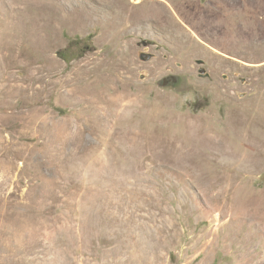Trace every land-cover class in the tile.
Instances as JSON below:
<instances>
[{"label": "rangeland", "instance_id": "rangeland-1", "mask_svg": "<svg viewBox=\"0 0 264 264\" xmlns=\"http://www.w3.org/2000/svg\"><path fill=\"white\" fill-rule=\"evenodd\" d=\"M0 264H264V0H0Z\"/></svg>", "mask_w": 264, "mask_h": 264}, {"label": "trees", "instance_id": "trees-1", "mask_svg": "<svg viewBox=\"0 0 264 264\" xmlns=\"http://www.w3.org/2000/svg\"><path fill=\"white\" fill-rule=\"evenodd\" d=\"M88 49V45L80 39L70 41L67 46L59 52V56L66 61L83 55Z\"/></svg>", "mask_w": 264, "mask_h": 264}, {"label": "water", "instance_id": "water-1", "mask_svg": "<svg viewBox=\"0 0 264 264\" xmlns=\"http://www.w3.org/2000/svg\"><path fill=\"white\" fill-rule=\"evenodd\" d=\"M150 57H151L150 54L141 53V58H142V59H147V58H150ZM196 63H197V64H201L202 61H196ZM201 70H203V69H199V70H198L199 76L202 77V78H204V76H206V75H204L203 73H201ZM240 80H241V82H244V79H243V78H240ZM181 82H182V79L180 78V76H178V75H171L170 77L166 76V77L160 79V80L158 81V85H159L160 87H165V86H167L168 84H175V85H178V84H180Z\"/></svg>", "mask_w": 264, "mask_h": 264}, {"label": "flooded vegetation", "instance_id": "flooded-vegetation-1", "mask_svg": "<svg viewBox=\"0 0 264 264\" xmlns=\"http://www.w3.org/2000/svg\"><path fill=\"white\" fill-rule=\"evenodd\" d=\"M197 61H201V60L198 59ZM202 64H203V62H202L201 64H198V66H199V67H198V70H199V69H203V70H201V73H203L204 75L207 76L208 73L206 72V69L202 66ZM170 76H171V74L168 75V77H170ZM222 77H226V75L224 74Z\"/></svg>", "mask_w": 264, "mask_h": 264}, {"label": "bare ground", "instance_id": "bare-ground-1", "mask_svg": "<svg viewBox=\"0 0 264 264\" xmlns=\"http://www.w3.org/2000/svg\"><path fill=\"white\" fill-rule=\"evenodd\" d=\"M133 104H134V103H133ZM124 106H125V107H131L132 104H131V102H127Z\"/></svg>", "mask_w": 264, "mask_h": 264}]
</instances>
